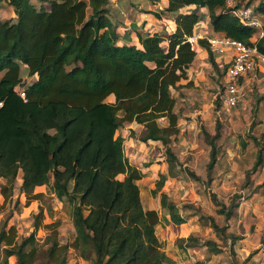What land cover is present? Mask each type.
<instances>
[{"label": "trees", "instance_id": "1", "mask_svg": "<svg viewBox=\"0 0 264 264\" xmlns=\"http://www.w3.org/2000/svg\"><path fill=\"white\" fill-rule=\"evenodd\" d=\"M147 1L175 15L176 28L134 30L138 40L132 42L120 37L122 29L112 22L109 0H0V10L6 2L16 13L8 20L0 16V177L5 180L0 210L12 201L19 176L25 206L43 197L38 188L52 177L53 192L72 205L76 232L71 242L61 243L60 223L44 224L42 209L35 231L19 239L17 227L9 225L10 214L0 221V264H10L13 257L17 264H38L36 235L41 228L49 232L43 264H67L70 249L82 257L91 254L96 264H175L157 234L160 212L143 205L140 181L149 166L129 161L120 130L140 124L141 141L165 145L169 172L160 173L153 194L168 211L167 223H186L179 206L162 191L179 163L170 147L181 130L173 90L184 81L192 83L189 70L201 50L217 69L223 68L222 77L228 67L218 61L207 38H199L194 46L187 38L208 20L216 33L256 44L264 53V35L257 38L255 28L243 25L227 0ZM255 11L264 13V0ZM217 128L215 135L205 131L211 146L209 181L218 161L220 125ZM262 164L260 148L246 171V186ZM211 196L220 214L236 216L239 194L229 208ZM201 220L227 239L226 228L213 217ZM230 237L235 245L239 237ZM183 241L184 249L200 245L192 234ZM207 245L214 253L222 251L216 242Z\"/></svg>", "mask_w": 264, "mask_h": 264}, {"label": "rangeland", "instance_id": "2", "mask_svg": "<svg viewBox=\"0 0 264 264\" xmlns=\"http://www.w3.org/2000/svg\"><path fill=\"white\" fill-rule=\"evenodd\" d=\"M136 1L144 3V0ZM238 2L257 9L261 0ZM157 6L161 9V4ZM3 13L7 15L8 11ZM261 14L260 18L264 21V13ZM163 15L160 20L167 23L165 28L169 30L171 26L167 19L171 16L166 12ZM201 28L205 37L216 33L207 20ZM189 72L192 83L184 81L182 87L173 90L181 130L172 137L170 147L179 163L174 176L168 178L162 190L179 206L187 222L179 226L167 223L168 211L162 209L160 197L153 194L160 173L169 172L165 145L159 141H141L144 127L131 123L126 124L120 134L125 137V150L131 162L149 166L140 181L143 205L145 208H157L160 212L162 220L157 226V234L162 248L175 260V264H198L199 261L204 264H264V68L250 74L246 81V99L236 108H228L223 104L220 95L223 68L217 69L209 61L208 52L200 51ZM160 123L165 125V119H161ZM217 124L220 125L218 161L209 181L211 146L206 140L205 131L215 135ZM260 148L263 149V164L252 174L246 186V171L253 167ZM120 177L123 178V175ZM4 182L0 177V186ZM52 183L51 177L50 183L38 188L43 197L25 206L26 195L21 191L22 178L18 177L12 201L4 211L0 210V221L11 214L9 225L17 227L19 239L35 231L36 215L42 209L44 224L54 221L60 223L61 243L74 239L76 232L71 216L72 205L56 196ZM236 193L240 195V198H236V216L227 219L218 212L220 206L211 195L214 194L219 202L229 208ZM17 198H20L18 205L15 204ZM202 216L213 217L219 226L225 227L227 239L220 238L210 225L201 220ZM48 233L46 228H41L36 235L41 248L38 264H43L44 250L48 248ZM191 234L199 239L200 245L192 249L181 248L180 244H186L183 240ZM230 235L239 237L235 245ZM210 241L216 242L222 251L214 253L207 245ZM10 264H17L14 257L10 259ZM67 264L96 263L91 254L82 257L79 252L70 249Z\"/></svg>", "mask_w": 264, "mask_h": 264}, {"label": "built area", "instance_id": "3", "mask_svg": "<svg viewBox=\"0 0 264 264\" xmlns=\"http://www.w3.org/2000/svg\"><path fill=\"white\" fill-rule=\"evenodd\" d=\"M227 5L243 25L256 29L257 38L264 35V21L260 18L262 15L256 13L253 6L239 3L238 0H227ZM204 37L195 34L189 36L187 41L194 46L199 38ZM205 38L218 55V61L228 64L220 95L226 107L236 108L246 99V81L250 74L255 73L259 68H264V53L256 44L248 45L220 33ZM21 96L26 97V93L21 92Z\"/></svg>", "mask_w": 264, "mask_h": 264}, {"label": "crops", "instance_id": "4", "mask_svg": "<svg viewBox=\"0 0 264 264\" xmlns=\"http://www.w3.org/2000/svg\"><path fill=\"white\" fill-rule=\"evenodd\" d=\"M108 7L110 10V16L112 22L114 24L120 25V28L122 29L120 30L119 35L123 40H131L132 42L137 41L138 37L137 34L133 32L134 30L147 31L148 29L154 28V30L160 31L163 30L167 24L164 20L162 19L160 20V18L164 16L162 13L163 12L162 4H161V9H159L157 4L152 5L147 0H144V3H141L140 1H136V0H118V1L110 0V2L108 3ZM5 10L8 11L7 15H5L4 13H3L4 15L2 14V11ZM112 11H114V13ZM152 11L159 12L161 17L160 18L157 17L155 14L152 13ZM169 15L171 17H169L170 19H167V21L170 23L171 27L167 31L172 32L175 30L177 24L174 20L175 15L173 14H169ZM0 16L3 20H8L11 18H15L16 13L12 6L4 2L0 10ZM201 25L202 23L196 25L195 28L196 34L202 35V31H200L202 29ZM128 33L130 35L127 36ZM129 161L131 162L132 160H130L129 158ZM131 163L134 164L133 162Z\"/></svg>", "mask_w": 264, "mask_h": 264}]
</instances>
